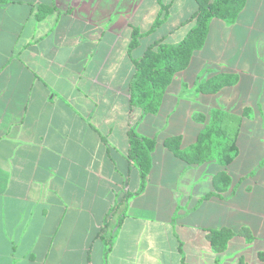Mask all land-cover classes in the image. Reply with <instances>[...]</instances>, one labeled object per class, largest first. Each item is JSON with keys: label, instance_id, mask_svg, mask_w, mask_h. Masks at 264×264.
Segmentation results:
<instances>
[{"label": "crops", "instance_id": "obj_1", "mask_svg": "<svg viewBox=\"0 0 264 264\" xmlns=\"http://www.w3.org/2000/svg\"><path fill=\"white\" fill-rule=\"evenodd\" d=\"M39 6L51 8L41 20ZM162 7L166 16L154 27ZM196 7L195 0L0 4V264H237L240 257L255 264L264 235L243 217L245 200L264 208V0H247L232 25L211 21L203 48L174 76L155 115L130 106L133 60L155 41L179 44ZM133 30L142 37L129 50ZM223 73L237 83L197 93ZM116 100L118 127L108 119ZM215 109L241 116L237 154L226 169L229 190L202 200L215 191L219 167L188 166L163 140L180 136L187 149L206 124L194 117ZM147 119L153 127L145 131ZM131 129L155 139L139 193ZM111 208L121 216L109 246L100 228ZM263 211L254 216L261 225ZM223 227H247L254 240L234 237L215 254L206 230Z\"/></svg>", "mask_w": 264, "mask_h": 264}, {"label": "trees", "instance_id": "obj_2", "mask_svg": "<svg viewBox=\"0 0 264 264\" xmlns=\"http://www.w3.org/2000/svg\"><path fill=\"white\" fill-rule=\"evenodd\" d=\"M247 0H195L196 10L189 18L194 22V27L186 34L177 45H168L161 40L150 44L141 58L133 60L134 75L130 83V106L140 111L141 116L155 115L163 101L168 87L174 76L187 69L192 56L200 51L206 41L210 23L212 20H220L227 25H232L243 10ZM6 0H0L4 4ZM166 9L162 7L154 27L160 24V18L166 16ZM51 12V8L39 6L36 19L41 20ZM142 34L133 30L129 43V50L139 45ZM238 81L236 75L218 74L196 86V91L202 95H214L223 88L232 87ZM244 111L242 116H245ZM198 122L205 123L204 128L198 133L195 142L187 149L180 148V136L167 137L163 140V146L188 166H200L205 163H214L219 171L213 178L214 192L207 193L202 200L213 196L221 197L222 193L229 190L231 180L226 174V169L237 154L236 139L239 133L241 116L222 110H211L207 115L198 114L194 117ZM129 152L128 159L134 165L139 175V190L141 192L146 184L151 166V153L155 148V139L139 137L134 130L128 133ZM241 182V181H240ZM239 182V183H240ZM116 208H111L103 221L100 232L109 224V219ZM120 219L115 224L117 228ZM114 231L109 237V246L112 243ZM234 237H240L246 243H251L254 237L247 227L237 231L230 228L206 230L205 238L209 242L215 254L226 251L227 245ZM260 260L264 259V252H259ZM183 262V260H182ZM184 264V263H183ZM237 264H246L243 258H239Z\"/></svg>", "mask_w": 264, "mask_h": 264}, {"label": "rangeland", "instance_id": "obj_3", "mask_svg": "<svg viewBox=\"0 0 264 264\" xmlns=\"http://www.w3.org/2000/svg\"><path fill=\"white\" fill-rule=\"evenodd\" d=\"M116 101L112 105L110 111L108 112L109 113L108 119L112 120L115 123V125L117 126V123L115 121H116V119H120V118L122 119V115H123V110H122L123 107L122 106H123V103L119 102V101L116 102ZM102 108L103 107L99 108V113H102L101 112ZM148 118H150V117H148ZM133 125H134V123H133ZM143 127H144L145 131L149 130L150 128L153 127V123H150V119H147V121L144 123V125H142V128ZM252 205L254 206L255 204H249V201L245 200L244 209L247 210V212H249V214H245V216L243 217V221H244L245 224H248L253 229H255V232H254L255 236L261 238L264 235V223L262 225L259 224L256 221V218L254 216H255L256 212H260L264 208H261L262 206H256L255 205L254 206L255 209H254ZM120 216H121V209L120 210L116 209L114 211V213L112 214V216L110 217L109 225L106 227V229L102 233V235H104V237L107 238V240L109 239V235L112 233L113 228L115 227V224L119 220ZM259 242H261V241L259 240L258 243H255V251L257 249H259V247H260V246H258L260 244ZM256 259H258L259 261H262V260L259 259L258 255H257V258H255V264H257L256 263Z\"/></svg>", "mask_w": 264, "mask_h": 264}]
</instances>
